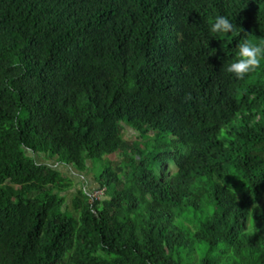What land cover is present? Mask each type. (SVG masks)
Returning a JSON list of instances; mask_svg holds the SVG:
<instances>
[{
  "label": "trees",
  "instance_id": "trees-1",
  "mask_svg": "<svg viewBox=\"0 0 264 264\" xmlns=\"http://www.w3.org/2000/svg\"><path fill=\"white\" fill-rule=\"evenodd\" d=\"M243 37L264 0H0V264H264V65L224 70Z\"/></svg>",
  "mask_w": 264,
  "mask_h": 264
},
{
  "label": "clouds",
  "instance_id": "clouds-1",
  "mask_svg": "<svg viewBox=\"0 0 264 264\" xmlns=\"http://www.w3.org/2000/svg\"><path fill=\"white\" fill-rule=\"evenodd\" d=\"M232 31H234V26L227 16L218 15L210 21L209 32L213 37L223 36L225 33ZM233 56L234 59L227 63L224 70L232 74L235 79L244 80L249 73L264 65V40L256 41L251 37L241 38L234 47ZM58 167L63 174L73 170L69 166ZM102 195H104L103 192L100 196H93L100 198Z\"/></svg>",
  "mask_w": 264,
  "mask_h": 264
},
{
  "label": "rangeland",
  "instance_id": "rangeland-1",
  "mask_svg": "<svg viewBox=\"0 0 264 264\" xmlns=\"http://www.w3.org/2000/svg\"><path fill=\"white\" fill-rule=\"evenodd\" d=\"M127 133H128V136L131 135L132 138H133L136 132L133 131V130H130V128H129L128 131H127ZM121 155L122 154H120V153L117 154V157L118 158L116 159V161L119 160V158L121 157ZM111 158H113V156H111ZM72 171L73 170H70L69 172H65V175H67L69 177H72L75 180L76 187L79 186V183H81V185H82L83 184L82 181L84 180L83 177L81 176L82 174H79V172L76 171V174L73 175L74 172H72ZM91 175L92 174L90 172H88V174H85L86 181H87V183L89 185L88 187H86V189L89 191V193H92L93 192V195L100 196L102 194V192L101 191H98V190H95L94 186L93 187L91 186V183H90ZM92 182H93V180H92ZM74 192H75V189L73 190V194L70 196V198L74 195ZM65 195H69V194H65Z\"/></svg>",
  "mask_w": 264,
  "mask_h": 264
}]
</instances>
